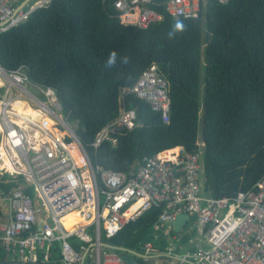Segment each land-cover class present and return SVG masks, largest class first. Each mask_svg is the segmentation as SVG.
Returning a JSON list of instances; mask_svg holds the SVG:
<instances>
[{
  "label": "trees",
  "instance_id": "16d2710c",
  "mask_svg": "<svg viewBox=\"0 0 264 264\" xmlns=\"http://www.w3.org/2000/svg\"><path fill=\"white\" fill-rule=\"evenodd\" d=\"M113 1L50 0L0 32V66L23 67L34 83L55 92L94 165L129 173L142 157L182 146L200 154L204 196L249 190L264 175V0H208L198 17L178 19L164 10L167 0H154L163 19L138 30L120 23ZM153 63L167 82L169 122L128 95L124 106L135 110L136 127L115 132L116 145L93 148L96 133L118 116L120 88ZM3 180L0 190L7 194L15 183ZM161 211L150 209L102 240L135 251L146 241L163 248L154 229ZM190 237L182 233L179 245ZM69 241L79 249L78 239ZM58 256L55 242L50 258Z\"/></svg>",
  "mask_w": 264,
  "mask_h": 264
},
{
  "label": "built area",
  "instance_id": "2783aa9c",
  "mask_svg": "<svg viewBox=\"0 0 264 264\" xmlns=\"http://www.w3.org/2000/svg\"><path fill=\"white\" fill-rule=\"evenodd\" d=\"M207 1L167 0L163 6L174 19L196 18ZM22 2L0 0V32L50 0H33L17 10ZM155 6L154 0L113 1L120 23L137 29L163 19ZM0 82V179L15 183L7 194L0 190V262L126 264L120 252L102 245L108 244L102 237L110 239L144 212L162 208L154 229L161 231L165 245L139 244L140 251L132 250L142 255L136 258L137 264H264V175L249 190L232 197L204 196L200 154L186 152L182 146L142 157L129 173L105 170L91 162L51 88L34 83L23 67L5 70L0 66ZM128 95L144 100L163 123L169 122L167 82L153 63L133 85L120 88L118 116L96 133L93 148L104 141L116 145L118 128L136 127L135 110L124 106ZM17 100L51 118L52 127L45 129L17 113L13 109ZM66 137L71 141L67 143ZM71 146L82 164L77 163ZM4 203L7 209H2ZM70 214L79 221L67 229L64 219ZM180 214L189 217L184 227L197 232L206 246H192L189 241L186 249L177 252L180 237L172 230ZM73 237L81 243L79 249L70 243ZM55 242L59 256L51 259Z\"/></svg>",
  "mask_w": 264,
  "mask_h": 264
},
{
  "label": "bare ground",
  "instance_id": "6f19581e",
  "mask_svg": "<svg viewBox=\"0 0 264 264\" xmlns=\"http://www.w3.org/2000/svg\"><path fill=\"white\" fill-rule=\"evenodd\" d=\"M1 83V82H0ZM40 95V93H39ZM46 96L49 97V99L51 100V96L46 94ZM55 105V104H54ZM56 106V105H55ZM13 109L19 113L22 114L23 116L27 117L28 119L36 122V123H40V125L45 128V129H50L52 127L53 120L47 116H42L38 111L34 110L31 106H29L25 101L23 100H17L13 103ZM2 129V124L0 123V130ZM71 152L73 153V155L75 156V159L77 161V163L80 165L82 164L81 159L78 157V154L75 148L70 147ZM10 164V163H9ZM9 168L12 169L13 171H15L16 167H14L12 164L9 165ZM78 217L75 214H70L69 216H67L64 219V226L67 229H70L74 223H77Z\"/></svg>",
  "mask_w": 264,
  "mask_h": 264
},
{
  "label": "water",
  "instance_id": "95a60500",
  "mask_svg": "<svg viewBox=\"0 0 264 264\" xmlns=\"http://www.w3.org/2000/svg\"><path fill=\"white\" fill-rule=\"evenodd\" d=\"M30 1L32 0H24L18 7H17V10L21 9L23 6H25L27 3H29ZM137 29V28H136ZM138 30V29H137ZM30 91L39 96V91L33 87H30L29 88ZM122 128H118V131H121ZM189 217L186 215V214H180V215H177L176 219L174 220L173 222V230L175 232H179L186 224V222L188 221ZM103 246L105 247H108L110 249H113L115 251H118L121 253V258L122 260L126 263V264H137V259L136 258H139L141 257L142 255L138 252H135V251H132V250H129V249H126V248H122V247H116V246H112L110 244H105V243H102ZM130 254V255H129ZM0 264H19V263H16V262H11V263H6V262H0ZM28 264H41V263H38V262H31V263H28Z\"/></svg>",
  "mask_w": 264,
  "mask_h": 264
},
{
  "label": "crops",
  "instance_id": "0c3cea01",
  "mask_svg": "<svg viewBox=\"0 0 264 264\" xmlns=\"http://www.w3.org/2000/svg\"><path fill=\"white\" fill-rule=\"evenodd\" d=\"M0 92H2V90L0 89ZM5 209V208H2ZM188 226L187 228H183L181 229L179 232H175L174 230H172L173 234L175 237H180L179 240V244L181 243V239H182V233H188L191 234V237L188 239L187 243L184 244L183 246L179 245V250L177 252H181V250H183L184 248L186 249L188 247V242L190 241L191 245L194 246V244H200L201 246H206V243L204 242L203 238L200 237L197 232L195 231H188Z\"/></svg>",
  "mask_w": 264,
  "mask_h": 264
},
{
  "label": "clouds",
  "instance_id": "9594fccd",
  "mask_svg": "<svg viewBox=\"0 0 264 264\" xmlns=\"http://www.w3.org/2000/svg\"><path fill=\"white\" fill-rule=\"evenodd\" d=\"M182 27L183 25L180 22H177L175 25L176 30H180ZM115 55L116 54L114 52L110 54L108 62H107L109 65H112L115 62Z\"/></svg>",
  "mask_w": 264,
  "mask_h": 264
},
{
  "label": "rangeland",
  "instance_id": "374dc122",
  "mask_svg": "<svg viewBox=\"0 0 264 264\" xmlns=\"http://www.w3.org/2000/svg\"><path fill=\"white\" fill-rule=\"evenodd\" d=\"M32 1H33V0H32ZM203 74H204V67L202 66V67H201V78H202ZM75 152H76V151H75ZM3 207H4L5 209H7V203H4V204H3Z\"/></svg>",
  "mask_w": 264,
  "mask_h": 264
}]
</instances>
